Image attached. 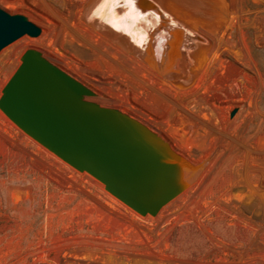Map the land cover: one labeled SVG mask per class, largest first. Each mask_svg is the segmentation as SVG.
I'll use <instances>...</instances> for the list:
<instances>
[{"label": "rangeland", "instance_id": "374dc122", "mask_svg": "<svg viewBox=\"0 0 264 264\" xmlns=\"http://www.w3.org/2000/svg\"><path fill=\"white\" fill-rule=\"evenodd\" d=\"M0 7L42 28L0 51V98L36 48L189 165L183 191L141 214L0 107V264H264V0Z\"/></svg>", "mask_w": 264, "mask_h": 264}, {"label": "water", "instance_id": "95a60500", "mask_svg": "<svg viewBox=\"0 0 264 264\" xmlns=\"http://www.w3.org/2000/svg\"><path fill=\"white\" fill-rule=\"evenodd\" d=\"M41 32L26 15L0 7V51L25 34ZM94 95L42 51L29 48L3 89L0 107L25 132L96 176L129 206L157 214L185 188L183 155L136 117L87 98Z\"/></svg>", "mask_w": 264, "mask_h": 264}, {"label": "bare ground", "instance_id": "6f19581e", "mask_svg": "<svg viewBox=\"0 0 264 264\" xmlns=\"http://www.w3.org/2000/svg\"><path fill=\"white\" fill-rule=\"evenodd\" d=\"M138 10V9H137ZM136 13V12H135ZM147 18V17H146ZM182 176L184 179H187L189 173V165L184 160L181 166ZM186 186V185H185Z\"/></svg>", "mask_w": 264, "mask_h": 264}]
</instances>
